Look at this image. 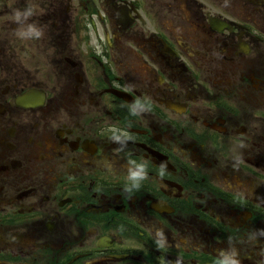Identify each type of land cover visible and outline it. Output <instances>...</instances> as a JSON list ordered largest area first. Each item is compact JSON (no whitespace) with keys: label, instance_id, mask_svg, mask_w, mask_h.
Listing matches in <instances>:
<instances>
[{"label":"flooded vegetation","instance_id":"flooded-vegetation-1","mask_svg":"<svg viewBox=\"0 0 264 264\" xmlns=\"http://www.w3.org/2000/svg\"><path fill=\"white\" fill-rule=\"evenodd\" d=\"M0 264H264V0H0Z\"/></svg>","mask_w":264,"mask_h":264},{"label":"clouds","instance_id":"clouds-1","mask_svg":"<svg viewBox=\"0 0 264 264\" xmlns=\"http://www.w3.org/2000/svg\"><path fill=\"white\" fill-rule=\"evenodd\" d=\"M33 15V8L29 6L26 11L21 12L19 9L15 10L14 12V20L19 21L20 17L23 16L25 19ZM20 35H25L29 36L32 38L39 39L42 36V32L38 30L34 25H28L27 31L24 33H20ZM143 175V170L141 172L134 173L133 176H142Z\"/></svg>","mask_w":264,"mask_h":264}]
</instances>
